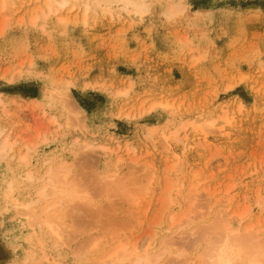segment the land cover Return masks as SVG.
Here are the masks:
<instances>
[{"label":"rangeland","instance_id":"rangeland-1","mask_svg":"<svg viewBox=\"0 0 264 264\" xmlns=\"http://www.w3.org/2000/svg\"><path fill=\"white\" fill-rule=\"evenodd\" d=\"M9 1L0 6V128L10 153L27 151L26 168L64 159L85 198L64 208L62 239L36 234L10 201L27 200L35 183L18 177L24 164L0 159V264H96L119 243L181 264L204 247L194 235L221 209L264 237V0H146L140 13L113 4L85 22L81 6L33 18L45 0ZM57 88L82 115L51 98ZM159 99L172 106L149 109ZM204 118L215 119L207 132L188 124ZM194 187L213 197L172 232L167 215L189 206Z\"/></svg>","mask_w":264,"mask_h":264},{"label":"bare ground","instance_id":"bare-ground-1","mask_svg":"<svg viewBox=\"0 0 264 264\" xmlns=\"http://www.w3.org/2000/svg\"><path fill=\"white\" fill-rule=\"evenodd\" d=\"M6 1L0 0V6L4 7L9 0ZM113 4L126 13H140L148 8L146 0H45V7H41L33 18L46 17L50 11L62 12L64 9L72 8L76 5L82 7V19L85 22L86 16L90 11H93L92 14H94L95 10L100 9V12L104 10V12L108 11L110 13L112 12ZM58 18L60 21L66 20L65 15H59ZM10 78L13 79L12 77ZM120 92L126 93V90H120ZM53 94L64 96V102L68 106L71 116L78 117V115L83 114V109L73 101V98H70L71 96L67 93L65 94L62 88L51 90L49 93L51 98L54 96ZM1 95L2 93L0 92V102L2 100ZM171 106L172 103L168 100L159 99L152 101L149 109L158 107L166 109ZM125 115L127 116L128 113ZM52 120H55V117ZM214 120V118H204L197 122L188 121V124H194L200 131L207 132L210 130L209 126L214 123ZM224 120L230 122L231 116H225ZM66 123H68V120ZM188 124L182 123L181 126L186 127ZM221 130L223 131V129ZM3 132V129L0 128V159H5L9 164L10 159L7 158L9 156L14 158L19 165L24 164L25 168L18 170V177L30 183H35L32 196L27 200L14 199L11 196L12 208L17 210L19 216L25 218V222L31 224L36 234L46 233L54 238L55 241L62 239L63 230L59 220L63 217L64 208L76 204L85 198V195L79 191L77 184L70 178V165L64 159L49 157L42 158L41 165H38L35 169L26 168L29 163L27 151L10 153L14 142L9 140L7 134L3 135ZM85 143L87 146H92L91 143ZM97 147L107 149L105 144H99ZM118 159H120V156H118ZM5 183H7L6 189L2 195L8 196L14 189L16 177L13 175ZM201 189L199 190L196 187L192 189L196 192L192 195L189 206L181 214H175L172 211L168 213L167 218L170 221L169 227L172 228V232L189 223L193 217L203 216L204 211L201 209L204 208L205 204L202 200L205 202L207 198L213 197L214 191H208L207 188ZM226 201L224 200V209L228 206ZM7 202L8 200L6 199ZM220 203L223 202L221 201ZM210 209L211 206L208 205V211ZM246 214L248 213L240 212L238 221L245 217ZM229 215L221 209L210 216L211 220L202 224L203 227H199L200 231L197 232L196 236L194 235L193 240L198 241L201 236H204L202 239L204 247L191 256L184 258L181 264H190L191 262L197 264H264V237L252 224L242 225L243 227H241L240 223L235 224L236 221L234 222L231 219L232 216ZM196 229H190L188 234H195ZM162 248L164 250L167 249L164 246ZM174 253L179 256L182 254V250ZM162 255V251H148L147 248L140 251L136 246L129 247L126 243H119L99 256L95 262L96 264H158Z\"/></svg>","mask_w":264,"mask_h":264}]
</instances>
